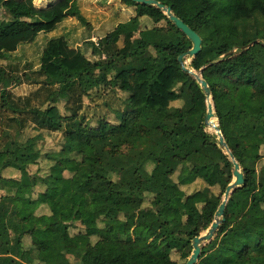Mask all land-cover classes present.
Here are the masks:
<instances>
[{
	"label": "trees",
	"instance_id": "obj_1",
	"mask_svg": "<svg viewBox=\"0 0 264 264\" xmlns=\"http://www.w3.org/2000/svg\"><path fill=\"white\" fill-rule=\"evenodd\" d=\"M159 1L202 37L191 64L211 87L219 128L245 180L231 193L225 220L202 246L198 263L264 264V0ZM34 2L0 0V59L70 17L88 24L78 0ZM122 3L135 15L98 43L89 32L69 77L44 64L62 61L55 49L63 37L48 41L37 68L32 61L0 64V264H14L26 250L73 258L39 264H186L193 239L214 221L234 164L218 135L206 129V110H193L197 98L206 97L179 61L192 41L157 6ZM145 18L153 26L143 28ZM172 30L179 33L175 39L163 38ZM22 83L35 88L16 96L12 87ZM102 86L117 93V105L115 96L104 104L115 120L105 114L93 122L85 98L93 100L92 91ZM58 133L60 142L44 152L41 143ZM41 158L49 169L30 172ZM7 169L20 176L4 175ZM197 181L204 186L193 187ZM22 185L44 188L46 211H29L31 193ZM112 196L114 214L89 212ZM137 227L144 229V244L131 240Z\"/></svg>",
	"mask_w": 264,
	"mask_h": 264
},
{
	"label": "rangeland",
	"instance_id": "obj_2",
	"mask_svg": "<svg viewBox=\"0 0 264 264\" xmlns=\"http://www.w3.org/2000/svg\"><path fill=\"white\" fill-rule=\"evenodd\" d=\"M36 5H45L49 2V0H34ZM79 7L81 12L84 14L88 24H85L79 21L77 18H68L66 19L55 31L50 33H41L36 42L33 44L22 45L17 51L13 52L9 57L5 59H0V64H8V63H16L19 62L23 67L25 63L28 61H32L34 66L37 68L40 66L41 62V54L42 51L46 48V45L50 39H54L57 37H63L61 44L62 46L59 49H55V59H61L62 61L57 65H53L50 61L46 60L44 63L53 73H55L60 78H67L71 74L74 73L75 66L79 63V55L78 49L79 47L84 48V42L86 37L90 36L94 42L98 43L99 38L105 35L110 29L115 27L120 21H127L135 15L134 7H128L122 3V0H78ZM153 26V21L150 18H145L143 20L142 27ZM90 32V33H89ZM179 33L175 30L170 32H163L162 36L165 39H175ZM67 45V46H66ZM99 45V44H98ZM88 55L91 56V52H88ZM191 62V59L187 58L188 62ZM21 61V62H20ZM100 73L96 76L89 77L87 84L94 83ZM136 85V81L134 82ZM168 83L159 89L161 92L165 91ZM35 87L30 86L29 84L22 83L21 85H15L12 87V90L16 96L29 94ZM113 87H99L98 89H94L93 92V100L90 97L85 98V112L87 118L93 122H95L97 118L107 115L111 120H115L114 115L110 112L109 108H107L104 104L106 101L111 102V99L114 97V103L117 105V99L114 91H112ZM99 90V91H98ZM143 96L145 95V89H136ZM118 91V90H117ZM124 96L125 94L118 91V96ZM160 98V95H157ZM156 97V98H157ZM161 99L166 100V97H162ZM114 104V105H115ZM181 104V103H180ZM115 105V106H116ZM124 107V106H123ZM196 111H207V100L204 97H198L196 100V104L193 108ZM215 122H218L216 117L213 118ZM210 132H215L212 126H208L206 128ZM62 137L61 133L53 134L48 136L47 143H41V147L44 149V152H49L53 150L57 146V143L60 142ZM86 141V140H85ZM85 150L89 157H95V150L92 146H86ZM47 159L41 158L38 163H30V172L32 173H43L49 169L47 165ZM4 175L8 177H19L20 173L14 169H7L4 171ZM204 183L202 181H197L194 183L193 187L200 188L203 187ZM21 190L25 193H31V204L28 208L29 211H37L42 212L46 211V207L44 206L45 198L43 196L42 191L44 188L42 186L36 187L34 190L31 186L22 185ZM224 197V196H223ZM104 208L111 213H115L117 211L116 204L114 202V196L111 197L109 202L100 203L92 205L89 209V212L95 215L99 214V211ZM55 213L58 214L57 209ZM167 215H170V212H166ZM78 229H74L73 232H76ZM144 232L142 227H137L132 231L131 240L136 241L140 244H144V241L140 239V235ZM109 234L112 238H117L118 234L111 230ZM27 244H29V240H26ZM70 243V241H68ZM236 249L238 253L240 252V245H236ZM49 258H61L63 260L68 261L69 258L73 261L71 255L69 258L67 256H58L54 250L48 252L39 251L31 252L30 250H26L22 257L18 258L14 264H39L41 259H49ZM179 263L182 264L183 260H179ZM200 264V263H198ZM245 264V263H243Z\"/></svg>",
	"mask_w": 264,
	"mask_h": 264
},
{
	"label": "water",
	"instance_id": "obj_3",
	"mask_svg": "<svg viewBox=\"0 0 264 264\" xmlns=\"http://www.w3.org/2000/svg\"><path fill=\"white\" fill-rule=\"evenodd\" d=\"M137 3L144 4V5H154L158 8L162 9L163 12L167 15V17L172 21L173 24L177 26L191 41H192V48L188 50L187 52L181 54L179 56V61L182 65V68L184 70H187L189 73L195 76L197 81L199 82L206 100H207V111L205 113V122L209 126V124L212 121V126L215 130V133L218 135V140L220 142V145L225 148L227 153L229 154L233 164H234V171H233V180L232 182L227 186L226 191L224 193V197L222 202L220 203L216 213L215 218L210 227L201 233L200 235L196 236L192 241L193 250L188 258L186 264H197L198 260L200 259L201 253H202V246L205 244V242H209L212 240L214 235L216 234L221 222L225 220V209L227 202L229 200V197L233 190L239 186L244 185V175L241 170V165L237 161V159L234 156V153L230 150L225 137L219 128V122H213L212 118L216 117L218 120V116L215 110V106L213 103L212 98V90L209 86L207 80L203 78L202 76V70L199 72L195 71L190 60L187 64L185 58L192 59L194 58L202 49V37L199 35L198 32H196L192 27H190L187 23H185L180 17H178L172 10L171 6L164 5L159 0H134ZM256 40L255 42H257ZM254 42V43H255ZM253 44V43H252ZM234 52V50L230 51V53ZM211 99V102H208V100Z\"/></svg>",
	"mask_w": 264,
	"mask_h": 264
},
{
	"label": "bare ground",
	"instance_id": "obj_4",
	"mask_svg": "<svg viewBox=\"0 0 264 264\" xmlns=\"http://www.w3.org/2000/svg\"><path fill=\"white\" fill-rule=\"evenodd\" d=\"M186 62H187V60H186ZM208 102H211V99H209ZM213 118H214V117H213ZM213 118H212V120H213V122H215ZM209 125H210V126L213 125V124H212V121H211V123H210ZM212 127H213V126H212Z\"/></svg>",
	"mask_w": 264,
	"mask_h": 264
}]
</instances>
